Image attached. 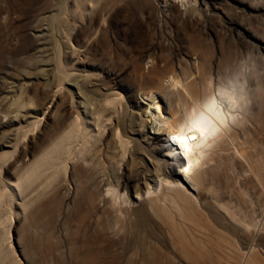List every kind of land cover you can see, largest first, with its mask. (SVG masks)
Wrapping results in <instances>:
<instances>
[{"label": "rangeland", "instance_id": "obj_1", "mask_svg": "<svg viewBox=\"0 0 264 264\" xmlns=\"http://www.w3.org/2000/svg\"><path fill=\"white\" fill-rule=\"evenodd\" d=\"M73 2L0 0V264H90L84 251L94 245L102 253L91 264H149L150 251L166 254L163 264H204L132 190V229L109 222L116 230L104 238L82 204V187L98 175L117 189L126 177L142 186L153 172L167 181L180 173L138 116L147 54L173 61L180 74L202 71L228 128L209 151L198 190L181 183L191 207L172 196L182 216L192 208L215 228L206 240L210 264H237L241 253L264 264V169L246 175L247 160L233 151L241 146L255 158L264 143V0H83L85 12ZM109 186L101 190L107 198ZM169 213L187 240L207 236Z\"/></svg>", "mask_w": 264, "mask_h": 264}, {"label": "bare ground", "instance_id": "obj_2", "mask_svg": "<svg viewBox=\"0 0 264 264\" xmlns=\"http://www.w3.org/2000/svg\"><path fill=\"white\" fill-rule=\"evenodd\" d=\"M73 1L76 9L83 12L87 11L83 0ZM162 7L167 8V3L162 5ZM61 15L62 12H59L56 18L61 17ZM140 60L143 62L144 67L138 71V76L144 84V90L140 93L142 104L138 108L141 111L138 112V116L142 118V124L147 130L144 133L148 136L147 139L156 145L158 151L164 154L168 167L171 170L179 168L180 173H174L173 180L167 181L164 178L162 179L159 173L153 172L148 176L149 181H145L142 186L136 183L133 178L126 177V180L118 181L116 184V188L122 190L123 197L120 192L118 193L117 189L109 186L110 183L103 179L104 176L98 175V179L94 183H87V187H82V204L85 209H90L91 207L92 211L95 212V218L92 223L93 229L98 236L104 238L110 231L116 230L112 229L109 222H112V224L114 222L117 223L119 231L130 230L133 227V221L129 216L126 217L128 213L125 210L130 207L129 198L125 195L127 193L130 194V190H132L135 195V201H146L149 210L158 220L159 225L162 224V229L166 227V229L169 228L175 232L178 235L179 242L187 252L193 249V252L189 254L194 261L210 264L212 259L210 251L207 250L208 242L206 240L209 236L213 237L216 232L215 228L203 216V212L201 215L200 211L197 213L190 208V214L182 216L181 207L178 206L172 196H180L181 202L186 206H190L189 204L193 200L185 197L184 193L182 194L183 189H185L183 184L193 192H196L202 184L204 179L203 168L210 161L209 151L215 140L222 138L228 132L225 116L218 108L216 100L211 93V88L203 84V74H200L203 72L199 69L197 71L200 72L195 70V73L180 74L177 72L176 66L170 64L173 61H169V63L164 61L163 64H160L156 56L152 54L141 56ZM203 65L202 67L204 68L207 63ZM205 69L206 67L203 70ZM194 122L198 123L199 131L190 130ZM192 135H195L197 139H189L188 149H191L190 151L185 148L184 143H176L172 140V137H191ZM70 137L71 133L62 135L55 143L54 150L58 148L60 152L65 141L68 138L70 139ZM119 145L116 146L118 151L120 150ZM169 146H172L173 149L169 150ZM240 147L234 148L233 151L234 154L240 153L247 160L246 175L258 177L259 170L264 169V143L263 145L260 144L256 149L257 156L255 158L251 153L249 154L247 149L244 150ZM50 152L48 151L46 155L43 154L44 156L42 155L33 163V166L26 172L25 178L23 177V183H28L32 176L37 175V171L32 169L38 165L46 164L50 157L48 155ZM123 161L124 159H121L119 164L117 162L114 163L121 165ZM185 168L188 171H184ZM151 183L158 184L161 187L159 194H155V191L151 188ZM104 185L109 186L108 194L111 197L107 198L101 195ZM94 189H96V192ZM168 210L174 212L181 222L191 223L206 231L207 236H203L204 239L202 240H187V237L179 232L178 227L180 225L176 223L175 216L169 213ZM105 216L107 217L104 223L102 217ZM119 221H121L120 224ZM142 223L143 221L140 222L141 225ZM100 253H102L100 247L94 245L90 250L84 251V259L90 264L93 262L97 263ZM145 256L149 264H163L165 257H167L166 254L159 252L152 258L151 251L146 253ZM253 262L241 253L237 264H253Z\"/></svg>", "mask_w": 264, "mask_h": 264}, {"label": "snow or ice", "instance_id": "obj_3", "mask_svg": "<svg viewBox=\"0 0 264 264\" xmlns=\"http://www.w3.org/2000/svg\"><path fill=\"white\" fill-rule=\"evenodd\" d=\"M190 130L199 131L200 129L198 127V123L194 122L193 125H192V129H190ZM189 139L196 140L197 137L195 135H192L191 137H188V136H176V137H172V140L174 142H176V143H180V142L184 143L185 148L190 151L191 149H188V141H189ZM185 171H188V169H185Z\"/></svg>", "mask_w": 264, "mask_h": 264}, {"label": "clouds", "instance_id": "obj_4", "mask_svg": "<svg viewBox=\"0 0 264 264\" xmlns=\"http://www.w3.org/2000/svg\"><path fill=\"white\" fill-rule=\"evenodd\" d=\"M185 169H187V168H185ZM185 169H184V171H185Z\"/></svg>", "mask_w": 264, "mask_h": 264}]
</instances>
